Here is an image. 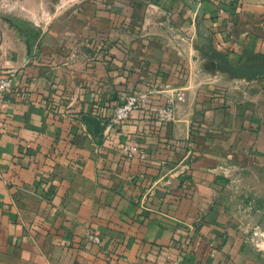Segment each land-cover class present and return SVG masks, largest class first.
Listing matches in <instances>:
<instances>
[{"label":"crops","instance_id":"0c3cea01","mask_svg":"<svg viewBox=\"0 0 264 264\" xmlns=\"http://www.w3.org/2000/svg\"><path fill=\"white\" fill-rule=\"evenodd\" d=\"M62 6L28 18L18 6L12 30L0 17V70H17L0 101V264H264V0ZM24 19L37 47L23 44ZM86 37L123 48L139 70L115 79V94L158 80L156 105L171 96L177 120L139 111L113 130L84 120L94 88L47 71L69 66L53 54ZM129 136L141 156H124Z\"/></svg>","mask_w":264,"mask_h":264},{"label":"rangeland","instance_id":"374dc122","mask_svg":"<svg viewBox=\"0 0 264 264\" xmlns=\"http://www.w3.org/2000/svg\"><path fill=\"white\" fill-rule=\"evenodd\" d=\"M64 1L66 0H0V17L6 18L5 24L10 27L12 30V24L15 22H12L10 19L12 16L13 11L16 7H20V12L22 14H26V17L28 18L29 14H43L48 13L52 14L54 16H59L66 10V6H62ZM87 1V0H86ZM92 1V0H90ZM124 1V0H123ZM25 26L22 27V32L26 33L27 36H23L24 42L23 44L25 46H33L37 47L39 44V37L36 35L31 36V31L29 29V21L28 19H24L22 21ZM58 23V28H60L59 22L54 21V25ZM31 24V23H30ZM124 21L120 22L119 27L124 28L123 26ZM118 27V28H119ZM9 29V28H7ZM32 33L35 34V29H32ZM86 40L83 43H77L76 47H74V51L72 53H66V52H59L54 55L55 62L57 64L60 63V61H64L69 63V66H62L57 68H52L47 71L49 74L51 73V76L56 78H62L66 77V75H69L70 77H77V74L79 75L80 82L83 86H78L79 90H85V92L88 94L89 91L91 93L94 91L97 93L95 96V102H94V116H85L84 120L91 122L90 120H93L98 123V125L103 124L104 127H107L108 129H115L117 126H120L123 124V122H115L113 121V118L116 114V111L119 107H121L125 101L127 100V95H121L120 92L123 93H129L128 89L124 92V84L123 82L120 84V89L118 90V94L116 95L114 93V82L115 79L119 82V80H124L125 78H130L133 76L134 73L139 72V70H134L130 68H126L124 65V62L126 60L124 56V50L123 48H120L121 50L118 52L116 51L117 48L112 46V48H109L111 45L108 44L107 39H102L99 43L98 40H94L91 37H86ZM120 39V38H119ZM118 42V41H117ZM75 44V42H73ZM119 43V42H118ZM84 46V47H83ZM77 48V49H76ZM89 49V51H87ZM116 51V52H115ZM68 58V60H67ZM117 60L116 63L117 67H112V63ZM95 62L101 63V65L98 67L97 65L94 67ZM63 65V64H62ZM71 66V67H70ZM61 71V74H60ZM75 76V77H74ZM152 77L156 79L155 72H152ZM138 78V77H137ZM74 83V81H73ZM75 84V83H74ZM172 84V83H171ZM138 84H133V94L134 92L138 91ZM166 84L160 83L158 80L155 82H151L150 85H147L144 92H149L152 95V103L150 106V109L152 111H157L160 108H163L167 106L168 104L172 103L174 105V99L171 96H165V102L162 103V105H156V102H161L163 100V92L162 90L165 89ZM68 98L75 93L76 91V85H71ZM71 91H73L71 93ZM141 91V90H140ZM138 93H141V92ZM116 95V96H115ZM120 95V96H119ZM173 101V102H172ZM55 103V102H54ZM57 105H60L56 103ZM66 104V103H65ZM75 102L73 100L69 101L67 107L68 108H74ZM175 108V106H174ZM144 111V110H142ZM141 111V112H142ZM176 111V108H175ZM137 113V112H136ZM177 118V113H176ZM173 123V122H172ZM99 125V126H100ZM109 133L108 135H110ZM127 144H136L134 137H128L126 143L123 146L122 152L125 157L128 159H132L136 156H141L143 154L142 148L141 154H136L134 156H130L126 151Z\"/></svg>","mask_w":264,"mask_h":264},{"label":"built area","instance_id":"2783aa9c","mask_svg":"<svg viewBox=\"0 0 264 264\" xmlns=\"http://www.w3.org/2000/svg\"><path fill=\"white\" fill-rule=\"evenodd\" d=\"M229 3L231 0H225ZM220 16L224 17L226 14L225 5H220L219 7ZM17 77V70L11 68L9 70H0V101L6 99L7 95L13 91V86L15 84ZM152 103V95L149 92H141L131 94L127 97L125 103L118 108L116 114L113 118L115 122H125L131 118V116L139 111L144 110L145 112H151L154 116L165 123H172L177 120L176 111L172 103L167 106L158 109L157 111H152L150 109ZM127 153L132 157L141 152L140 147L134 144H127ZM141 154V153H140ZM87 240L95 245H102L104 242V237L99 234H94L89 232L86 235Z\"/></svg>","mask_w":264,"mask_h":264}]
</instances>
